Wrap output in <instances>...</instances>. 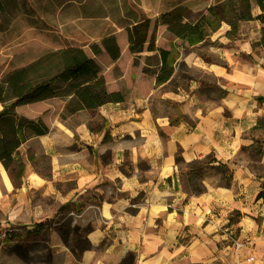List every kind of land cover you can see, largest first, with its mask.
Returning <instances> with one entry per match:
<instances>
[{
    "label": "crops",
    "instance_id": "1",
    "mask_svg": "<svg viewBox=\"0 0 264 264\" xmlns=\"http://www.w3.org/2000/svg\"><path fill=\"white\" fill-rule=\"evenodd\" d=\"M262 26L244 21L229 38L223 22L180 55L183 75L176 63L156 84L141 69L121 101L66 113L63 100L50 115L34 110L41 101L16 106L48 131L22 142L9 170L0 163L20 195L11 216L57 219L58 247L80 264H264ZM207 38L216 45L197 53Z\"/></svg>",
    "mask_w": 264,
    "mask_h": 264
},
{
    "label": "rangeland",
    "instance_id": "2",
    "mask_svg": "<svg viewBox=\"0 0 264 264\" xmlns=\"http://www.w3.org/2000/svg\"><path fill=\"white\" fill-rule=\"evenodd\" d=\"M217 1L220 0H0V78L46 52L78 46L100 66L99 73L108 89H118L126 95L131 89L128 80L132 77L134 81L143 68L155 69L158 60L155 51L138 54L128 51L127 27L148 19L147 38L153 37L158 47L176 46L179 58L190 52L191 45L168 32L165 24L157 20L160 14L176 8L186 19H194ZM109 34L115 36L120 48L115 60L104 50L94 55L90 49L91 43L100 45L101 39ZM216 43L207 38L196 52L207 54ZM177 60V74L183 75L185 67ZM146 76L150 77L151 72ZM63 100L59 97L42 100L34 110L50 115ZM27 111L23 109L22 114ZM7 174L0 165V264H80L67 250L58 247L57 219L45 217L26 223L23 217L11 216L9 208L18 203L20 195L11 188ZM71 219L76 221L77 215L73 214ZM30 226L36 227L32 230L38 232L36 235L31 234L27 228Z\"/></svg>",
    "mask_w": 264,
    "mask_h": 264
},
{
    "label": "trees",
    "instance_id": "3",
    "mask_svg": "<svg viewBox=\"0 0 264 264\" xmlns=\"http://www.w3.org/2000/svg\"><path fill=\"white\" fill-rule=\"evenodd\" d=\"M254 2L261 10L256 16L251 12V0H220L209 5L205 12L194 19H186L175 8L161 13L157 20L165 24L168 32L176 38L188 45H195L215 32L223 22L230 26L226 35L236 38L242 22L258 19L263 26L256 43L262 44L264 0ZM148 23L147 19L127 27V49L131 54L144 50L157 52L155 69L143 68V72H151L155 76V83L161 84L172 76L179 52L176 46L166 49L158 47L153 37L148 39ZM90 49L94 55L104 50L113 60L120 55V48L113 34L104 36L100 45L91 43ZM99 72L100 66L82 48L66 46L46 52L28 65L9 70L0 78V163L6 170L14 165L17 148L22 142L32 135L48 131V127L40 119L19 116L14 111L15 107L59 97L66 100L64 112L70 113L123 100L121 91L107 89L104 77ZM180 160L179 155L176 156V162ZM18 170H21L20 165ZM257 196L264 199V191H260Z\"/></svg>",
    "mask_w": 264,
    "mask_h": 264
},
{
    "label": "built area",
    "instance_id": "4",
    "mask_svg": "<svg viewBox=\"0 0 264 264\" xmlns=\"http://www.w3.org/2000/svg\"><path fill=\"white\" fill-rule=\"evenodd\" d=\"M241 246H243V243H241V242H239V241H237L236 243H235V247H241ZM254 259V257L252 256V255H250L249 257H247V261H252Z\"/></svg>",
    "mask_w": 264,
    "mask_h": 264
},
{
    "label": "bare ground",
    "instance_id": "5",
    "mask_svg": "<svg viewBox=\"0 0 264 264\" xmlns=\"http://www.w3.org/2000/svg\"><path fill=\"white\" fill-rule=\"evenodd\" d=\"M5 181H6V179H5Z\"/></svg>",
    "mask_w": 264,
    "mask_h": 264
}]
</instances>
